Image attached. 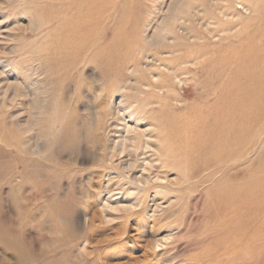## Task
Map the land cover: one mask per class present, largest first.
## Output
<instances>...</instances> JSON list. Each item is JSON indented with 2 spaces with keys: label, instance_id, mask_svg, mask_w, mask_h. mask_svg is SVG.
Returning a JSON list of instances; mask_svg holds the SVG:
<instances>
[{
  "label": "rangeland",
  "instance_id": "obj_1",
  "mask_svg": "<svg viewBox=\"0 0 264 264\" xmlns=\"http://www.w3.org/2000/svg\"><path fill=\"white\" fill-rule=\"evenodd\" d=\"M45 3L60 8L0 0V264H264L219 222L241 218L247 239L253 195L212 207L180 136L208 108L200 79L225 71L223 50L246 31L260 43L257 1L101 0L102 28L60 66ZM263 144L264 131L242 145L241 168Z\"/></svg>",
  "mask_w": 264,
  "mask_h": 264
},
{
  "label": "bare ground",
  "instance_id": "obj_2",
  "mask_svg": "<svg viewBox=\"0 0 264 264\" xmlns=\"http://www.w3.org/2000/svg\"><path fill=\"white\" fill-rule=\"evenodd\" d=\"M55 1L60 6L58 11L48 3L43 5L52 11L41 26L57 22L54 27L55 38L50 42L56 47L59 55L51 59L60 66L62 62L82 55L89 40L96 37L100 27L102 28L100 19L102 14L99 11L101 0ZM256 1L254 12L264 13V0ZM85 3L92 7L83 12L80 8ZM202 12L210 14L205 7ZM257 29L262 34L260 43L256 42L253 31L251 33L246 31L236 47L224 49L222 55L214 62L213 67L222 65L226 68L225 71L211 69L213 77L204 76L200 79L203 84L202 94L205 93L206 95H203L206 98L212 96L205 99L204 104L208 108L199 111L197 115L199 119L195 118L191 128L185 127L180 130L181 142L190 143L192 146L190 152L192 174L199 179L201 185L210 183L206 194L215 198L212 207L234 213L242 205L239 187L253 195V202L249 206L253 216L251 220L243 222V225L245 224L248 230H252L254 226L257 229L246 234L247 239L238 231L239 224L242 223L241 218L228 215L227 218L220 216L219 219L223 228H237L236 236L244 238L236 239V236L225 234L226 241L233 242L241 250L246 244L245 241L251 240L254 243L251 253L255 252L256 248L264 249V176L261 175V171L264 170V144L259 147L261 157L248 167L240 166L247 151L242 145L245 142L255 144L259 133L264 131V125L259 126L261 119L264 118V18L257 23ZM76 40L80 42L77 46L72 43ZM209 68L210 66L206 70ZM200 128L209 133L206 138L200 135ZM228 167L231 169L228 173L220 174L223 168L228 170ZM217 173L220 177H216ZM138 180L143 181V177H138Z\"/></svg>",
  "mask_w": 264,
  "mask_h": 264
}]
</instances>
